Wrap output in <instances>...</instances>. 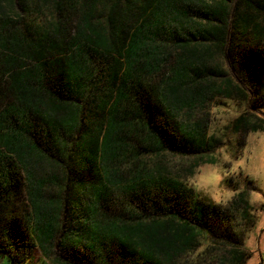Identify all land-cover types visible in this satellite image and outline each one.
Masks as SVG:
<instances>
[{
    "label": "trees",
    "instance_id": "1",
    "mask_svg": "<svg viewBox=\"0 0 264 264\" xmlns=\"http://www.w3.org/2000/svg\"><path fill=\"white\" fill-rule=\"evenodd\" d=\"M262 40L264 0H0V251L199 264L218 244L219 264H244V192L204 202L157 159L213 163L205 119L179 114L215 95L247 103ZM248 109L233 129L258 128Z\"/></svg>",
    "mask_w": 264,
    "mask_h": 264
},
{
    "label": "rangeland",
    "instance_id": "2",
    "mask_svg": "<svg viewBox=\"0 0 264 264\" xmlns=\"http://www.w3.org/2000/svg\"><path fill=\"white\" fill-rule=\"evenodd\" d=\"M262 41L264 43V40ZM263 43L259 48L264 50ZM248 47H251L249 41ZM177 53L175 51L172 53L170 64L174 62ZM210 57L215 58L214 60L224 68H228L224 59L212 49ZM261 69V90L259 88L255 94L250 93L247 103L236 98L215 95L203 107L197 106L187 115L184 111L179 114L178 119L187 123L205 119L204 136L212 144V151L208 153V157L213 163L199 164L191 171L193 160L190 158L163 155L157 159L160 167L179 176L204 202L228 206L236 202V193L244 192L249 206L247 209L249 222L240 219L241 206L236 209L237 214L233 219L235 226H240L242 221V227L239 229H244L241 248L249 252L244 264H264V65ZM159 80L155 78L154 82L158 83ZM238 83L250 86L246 80L238 79ZM247 109L259 119L258 128L255 131L245 127L233 129L235 119ZM3 244L0 243V246L4 248ZM214 247L215 250L208 251L204 259L199 258V264H219L218 260H221L219 257H226L225 247L218 244H214ZM10 253L15 255V260L25 257L31 262L19 261L15 264H51L44 259L37 247L32 248L29 253L14 254V251ZM228 263L227 260L224 264ZM0 264L13 262L7 254L0 251Z\"/></svg>",
    "mask_w": 264,
    "mask_h": 264
}]
</instances>
